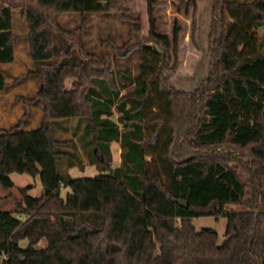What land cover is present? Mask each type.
<instances>
[{"label": "trees", "instance_id": "16d2710c", "mask_svg": "<svg viewBox=\"0 0 264 264\" xmlns=\"http://www.w3.org/2000/svg\"><path fill=\"white\" fill-rule=\"evenodd\" d=\"M218 4L207 85L182 93L167 74L180 27L172 38L158 30L154 0L147 36L133 25L126 48L110 42L115 56L109 49L94 58L64 48L45 11L109 12L121 0H0V63L15 59L20 7L43 80L41 125L0 127V185L23 196L19 208L0 210V264H264V0ZM131 50L137 72L115 61ZM8 88L0 70V90ZM113 143L121 147L116 166ZM86 163L99 175H72ZM12 173L40 176L41 194L17 186ZM236 204L242 209L229 208ZM222 216L221 244L215 228L194 224Z\"/></svg>", "mask_w": 264, "mask_h": 264}, {"label": "rangeland", "instance_id": "374dc122", "mask_svg": "<svg viewBox=\"0 0 264 264\" xmlns=\"http://www.w3.org/2000/svg\"><path fill=\"white\" fill-rule=\"evenodd\" d=\"M154 14L158 30L173 37L176 23L180 27L178 51L173 55L171 51V66L167 74L172 85L182 93H195L203 86L211 75L216 61L214 48V26L220 24L222 14L219 13L218 0H154ZM45 26L58 34L63 40L64 48L72 53L83 52L94 58L102 50L110 49V42L116 48H126L132 38L133 25L140 26V34L147 36L150 22L148 0H121V5L109 12L79 14L75 12L59 13L45 11ZM13 30L15 34V59L12 63H0V70L7 74L9 88L0 90V127H10L20 123L22 129H32L41 125L42 105L37 104V95L42 83V75L35 73V62L30 52L29 21L24 10L13 8ZM260 46L264 50V27L259 30ZM130 41V42H129ZM115 56V50L110 49ZM123 52V51H122ZM82 53V54H83ZM115 60V59H114ZM122 68H131L133 72L139 69L140 57L137 51L131 50L127 55L116 59ZM114 65V64H113ZM117 71L116 65L113 66ZM115 71V72H116ZM78 77L69 76L66 79L67 87ZM116 118V117H115ZM75 121L70 124L73 125ZM72 133H69L71 136ZM81 148V152H82ZM113 166L121 162V147L118 143L112 144ZM102 157V155H101ZM239 168L240 173L246 176L240 164L232 162ZM91 166V167H89ZM81 173L82 176H96L99 171L95 165L85 164L83 168H73L72 174ZM15 184L28 187L29 194L39 196L42 191L41 177L15 173L12 177ZM69 188L62 189L65 195ZM19 189H5L0 185V210L19 208L22 201ZM241 204L231 205L230 209L241 210ZM228 219L225 216L205 217L195 219L197 229L211 227L218 231V242L221 244L226 238ZM44 244L43 241L38 247Z\"/></svg>", "mask_w": 264, "mask_h": 264}, {"label": "water", "instance_id": "95a60500", "mask_svg": "<svg viewBox=\"0 0 264 264\" xmlns=\"http://www.w3.org/2000/svg\"><path fill=\"white\" fill-rule=\"evenodd\" d=\"M176 201L179 202L181 204V206H183V207H187L188 206V202L185 199L178 198V199H176Z\"/></svg>", "mask_w": 264, "mask_h": 264}, {"label": "crops", "instance_id": "0c3cea01", "mask_svg": "<svg viewBox=\"0 0 264 264\" xmlns=\"http://www.w3.org/2000/svg\"><path fill=\"white\" fill-rule=\"evenodd\" d=\"M89 167H91V166H89ZM71 173H72V170H71ZM14 174H15V173H12V174H11V177H13ZM27 175H29V174H27ZM72 175H73V174H72ZM75 176H82V174H81V173H78V174H76ZM43 242H44V244H42L41 246H44V245L46 244V241H45V240H43Z\"/></svg>", "mask_w": 264, "mask_h": 264}, {"label": "built area", "instance_id": "2783aa9c", "mask_svg": "<svg viewBox=\"0 0 264 264\" xmlns=\"http://www.w3.org/2000/svg\"><path fill=\"white\" fill-rule=\"evenodd\" d=\"M5 258H6V254H4L3 256H2V258H1V262L3 263V261L5 260Z\"/></svg>", "mask_w": 264, "mask_h": 264}]
</instances>
